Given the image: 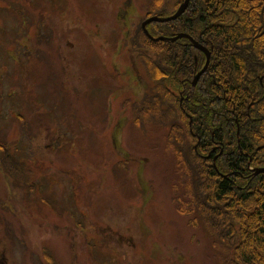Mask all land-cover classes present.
I'll use <instances>...</instances> for the list:
<instances>
[{"label": "rangeland", "instance_id": "obj_1", "mask_svg": "<svg viewBox=\"0 0 264 264\" xmlns=\"http://www.w3.org/2000/svg\"><path fill=\"white\" fill-rule=\"evenodd\" d=\"M147 1L0 0V200L12 264H218L175 209V157L156 140L164 131L131 123L151 79L125 38Z\"/></svg>", "mask_w": 264, "mask_h": 264}, {"label": "trees", "instance_id": "obj_2", "mask_svg": "<svg viewBox=\"0 0 264 264\" xmlns=\"http://www.w3.org/2000/svg\"><path fill=\"white\" fill-rule=\"evenodd\" d=\"M180 4L149 0L147 17ZM147 29L189 34L211 61L193 87L204 52L187 37L153 41L137 26L126 40L151 84L133 99L131 123L164 131L156 140L175 157L173 205L210 240L218 264H264V0H191L177 20Z\"/></svg>", "mask_w": 264, "mask_h": 264}, {"label": "water", "instance_id": "obj_3", "mask_svg": "<svg viewBox=\"0 0 264 264\" xmlns=\"http://www.w3.org/2000/svg\"><path fill=\"white\" fill-rule=\"evenodd\" d=\"M189 3H190V0H185L182 3V5L180 6V8L178 9V11L172 16H169V17L153 16V17L147 18L145 21H143L142 28H143L145 34H147L153 41H158V40L175 41V40H177L179 38H182V37H188L194 42V44H195V46L197 48H199V49L203 50L205 53H207V56H208L207 63L204 66V68L202 69V71L197 74V76L195 77V79L193 81V85H196V83L198 82V80L201 77V75L208 68V64H209V61H210V52H209V50L206 49L204 46H202L199 42L195 41L190 35L185 34V33H180V34H177V35H175L173 37H164V36H162V37H153L147 31V25L152 23V22H169V21L177 19L179 16H181L184 13V11L187 9ZM257 171H264V168L257 169Z\"/></svg>", "mask_w": 264, "mask_h": 264}, {"label": "flooded vegetation", "instance_id": "obj_4", "mask_svg": "<svg viewBox=\"0 0 264 264\" xmlns=\"http://www.w3.org/2000/svg\"><path fill=\"white\" fill-rule=\"evenodd\" d=\"M1 201L2 200H0V264H12L7 249L13 240L10 238L6 239L5 236V223L3 219L5 204Z\"/></svg>", "mask_w": 264, "mask_h": 264}]
</instances>
